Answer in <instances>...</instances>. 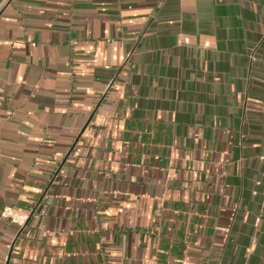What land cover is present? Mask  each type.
<instances>
[{
	"label": "crops",
	"instance_id": "1",
	"mask_svg": "<svg viewBox=\"0 0 264 264\" xmlns=\"http://www.w3.org/2000/svg\"><path fill=\"white\" fill-rule=\"evenodd\" d=\"M0 264H264V0H0Z\"/></svg>",
	"mask_w": 264,
	"mask_h": 264
},
{
	"label": "built area",
	"instance_id": "2",
	"mask_svg": "<svg viewBox=\"0 0 264 264\" xmlns=\"http://www.w3.org/2000/svg\"><path fill=\"white\" fill-rule=\"evenodd\" d=\"M3 4L4 3L0 5V8L2 7ZM30 216H31L30 213L17 210L11 206L4 207L0 213V219L8 220L9 222L16 224L20 228H23L26 225ZM144 264H206V263L196 262L190 259H182L181 261L173 262V263H160L156 260L155 257H153L146 260Z\"/></svg>",
	"mask_w": 264,
	"mask_h": 264
}]
</instances>
